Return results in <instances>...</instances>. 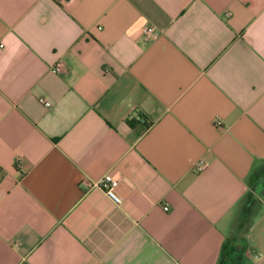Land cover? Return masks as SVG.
Returning <instances> with one entry per match:
<instances>
[{
    "label": "crops",
    "instance_id": "crops-1",
    "mask_svg": "<svg viewBox=\"0 0 264 264\" xmlns=\"http://www.w3.org/2000/svg\"><path fill=\"white\" fill-rule=\"evenodd\" d=\"M0 264H264V0H0Z\"/></svg>",
    "mask_w": 264,
    "mask_h": 264
},
{
    "label": "built area",
    "instance_id": "built-area-1",
    "mask_svg": "<svg viewBox=\"0 0 264 264\" xmlns=\"http://www.w3.org/2000/svg\"><path fill=\"white\" fill-rule=\"evenodd\" d=\"M154 33V29L152 27H147L144 31V37L146 39L151 38V36ZM52 70L56 73H62L63 72V65L61 63H57L52 67ZM46 106H50V103L46 102ZM139 122L141 123H147L146 119L144 117L138 118ZM216 125L219 124V122H215ZM204 163L203 162H198L196 165H194V169L196 171H200L204 168ZM118 179L111 175V174H106L101 179L95 182H86L85 186L87 188H99L104 195L116 206H119L122 203L121 197L118 195L116 192V188L118 186ZM164 211H168L167 207H164Z\"/></svg>",
    "mask_w": 264,
    "mask_h": 264
},
{
    "label": "trees",
    "instance_id": "trees-1",
    "mask_svg": "<svg viewBox=\"0 0 264 264\" xmlns=\"http://www.w3.org/2000/svg\"><path fill=\"white\" fill-rule=\"evenodd\" d=\"M138 122V120L134 119L132 121H129V124L133 126ZM241 203V208L238 212L235 226L245 227L250 222V219L252 218L253 214L256 212L258 208V201L251 193L248 192L243 197Z\"/></svg>",
    "mask_w": 264,
    "mask_h": 264
}]
</instances>
